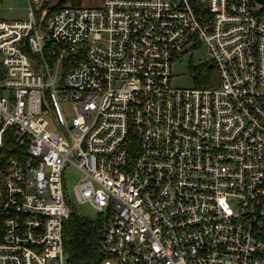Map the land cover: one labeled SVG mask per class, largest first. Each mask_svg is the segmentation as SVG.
<instances>
[{
    "label": "built area",
    "instance_id": "built-area-1",
    "mask_svg": "<svg viewBox=\"0 0 264 264\" xmlns=\"http://www.w3.org/2000/svg\"><path fill=\"white\" fill-rule=\"evenodd\" d=\"M48 1L0 19V264H66V164L99 264H264V2ZM201 42L216 84L171 85Z\"/></svg>",
    "mask_w": 264,
    "mask_h": 264
},
{
    "label": "rangeland",
    "instance_id": "rangeland-1",
    "mask_svg": "<svg viewBox=\"0 0 264 264\" xmlns=\"http://www.w3.org/2000/svg\"><path fill=\"white\" fill-rule=\"evenodd\" d=\"M51 1V0H50ZM50 1L44 3L48 6ZM70 0H56L54 4L49 6L53 7L56 3L64 4ZM101 0H82V3L90 6L98 5ZM37 3H32L33 8L37 7ZM29 2L28 0H0V19L4 21L18 20L27 18ZM2 55L0 53V61ZM210 55L204 43H199L195 48L184 51L179 58H174L171 63V76L170 84L180 87H193L202 86V79L207 77L211 84H216L218 75L213 68H206L205 63L209 61ZM0 64V70H1ZM197 74L194 78L193 75ZM209 83V82H207ZM62 109L66 114H71L70 102L60 100ZM48 115V111L44 112ZM81 173L71 164H66L63 171V180L65 193L68 197L69 208L75 210L78 214L89 219H95L97 216L96 211L88 204L78 203L73 198L72 189L76 181L80 178Z\"/></svg>",
    "mask_w": 264,
    "mask_h": 264
},
{
    "label": "trees",
    "instance_id": "trees-1",
    "mask_svg": "<svg viewBox=\"0 0 264 264\" xmlns=\"http://www.w3.org/2000/svg\"><path fill=\"white\" fill-rule=\"evenodd\" d=\"M70 4H80V0H70ZM62 4L56 3L50 7L48 13L59 8ZM78 56L66 57L62 60L63 70L74 64ZM205 84V83H203ZM6 150L11 147V141H6ZM4 213L0 207V234ZM103 222L99 216L89 219L70 209L68 217L62 224V246L66 264H99L104 253L100 249V238Z\"/></svg>",
    "mask_w": 264,
    "mask_h": 264
},
{
    "label": "crops",
    "instance_id": "crops-1",
    "mask_svg": "<svg viewBox=\"0 0 264 264\" xmlns=\"http://www.w3.org/2000/svg\"><path fill=\"white\" fill-rule=\"evenodd\" d=\"M56 0H51L50 1V4L48 3V8H49V6H51L52 4H54V2H55ZM69 3V1H67L66 3H64V4H68ZM101 3V2H100ZM99 3V4H100ZM64 4H62V5H64ZM70 4V3H69ZM80 4H83V5H88V4H84V3H82V0H80Z\"/></svg>",
    "mask_w": 264,
    "mask_h": 264
},
{
    "label": "water",
    "instance_id": "water-1",
    "mask_svg": "<svg viewBox=\"0 0 264 264\" xmlns=\"http://www.w3.org/2000/svg\"><path fill=\"white\" fill-rule=\"evenodd\" d=\"M259 1L264 2V0H259ZM208 66L210 67L211 65L209 64ZM42 107H44V106H42Z\"/></svg>",
    "mask_w": 264,
    "mask_h": 264
}]
</instances>
